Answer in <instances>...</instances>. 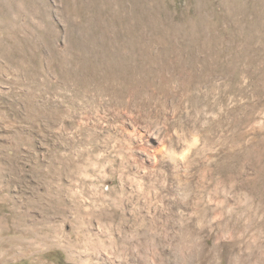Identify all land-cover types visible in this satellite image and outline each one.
Segmentation results:
<instances>
[{"label":"rangeland","instance_id":"1","mask_svg":"<svg viewBox=\"0 0 264 264\" xmlns=\"http://www.w3.org/2000/svg\"><path fill=\"white\" fill-rule=\"evenodd\" d=\"M191 134L193 179L161 183V143ZM0 146V193L40 196L36 231L73 242L23 253L2 224L0 264H81L89 232L148 249L165 227L168 264H264V0H0Z\"/></svg>","mask_w":264,"mask_h":264},{"label":"bare ground","instance_id":"2","mask_svg":"<svg viewBox=\"0 0 264 264\" xmlns=\"http://www.w3.org/2000/svg\"><path fill=\"white\" fill-rule=\"evenodd\" d=\"M157 136H158L157 132H153L150 138L157 139ZM15 137L17 139L20 138L19 135H15ZM177 139L180 141L179 138ZM191 140H192L191 145L190 144L184 145L183 142L182 144L184 145L183 149H180L179 152L174 150V147L177 145V141L174 139V137L168 136L166 140H164L161 143L162 148L160 147L161 149H159L160 151L158 156V161L160 163V167H162L163 170L162 173L164 175V177L160 180L161 183L164 184L168 180L172 179L173 178L172 175L174 173L177 174L179 172L178 170L180 169L183 170L184 174L188 178H190V180L193 179L194 174L190 171L189 167L186 164L188 162L187 160L190 155L189 153L191 152V148L193 146H196L195 135L191 134ZM12 142L13 141H11V143ZM18 142L16 141L14 143L15 146H13V151L14 150L18 151L17 150ZM4 160L7 161V163H9V165L11 166L9 172L10 174H12V176H14V178H12V181L13 182L22 181V175L19 167L17 166V161H18L17 158L15 159V157L11 155V157L9 156L5 157ZM35 174H39V171L38 172L35 171ZM66 175L68 176L67 169L65 170V176ZM58 189L59 191L58 193H56L55 191L54 197L51 196L52 195L51 193H49L48 196H45L49 203L47 204L48 205L47 209L45 208L47 212V218L49 219L48 220L49 222L46 221L47 223H50L52 216L50 217L49 215L51 214H59L61 216V219L62 218L63 220L66 219L65 220L66 222L69 216V212L71 211L70 209H71L73 195L70 186L66 183L61 185ZM2 193L3 192L0 193V225L4 224L6 228L8 227L7 232H11V230H14L16 232H21L23 234L22 237L13 238L18 244L17 245L18 249L21 252L23 253H31V252L33 253L34 251L38 252L41 246L43 245L46 246V244L48 243L52 244L51 240L57 241V238L59 234H61V231L66 229L65 227H64L65 229H62L63 226L57 229L55 228L54 225L51 224L52 222L50 224L46 223L47 226L45 227V230L47 233L45 235H41L38 228H37L38 231H36V227H37V222L35 219L36 217L32 215L30 217L27 215V213H30L31 211H35L39 208L41 209L42 198L37 195L34 197L31 196V199L27 200L22 195L11 196ZM187 207L188 205L183 210H175V216L178 215L181 219L184 218V221L189 220L192 217L193 210ZM113 225H108V227H112ZM116 227L118 230L123 229L120 223ZM165 232H166V227L163 231H160L158 233L159 235L152 236L149 242L148 249L140 248V246H138L140 243L138 241H133L134 238L133 236H129L126 234L124 236L119 235L117 237H114L112 235H104L102 236L103 238L101 239L100 235L89 232L87 233L86 242L84 246L85 255L82 258V260H80V262L81 264H168V260L170 256L167 253L165 245L168 243L169 234ZM60 238H61L60 242L63 243L60 244L61 247L63 248V250L67 252L69 257L72 256L73 242H72L71 233L65 231L64 233L61 234ZM55 244L57 245L59 244V242ZM215 252L219 254L220 250H215ZM263 259H264V250H263ZM210 264H221V263L215 261L214 263H210Z\"/></svg>","mask_w":264,"mask_h":264}]
</instances>
